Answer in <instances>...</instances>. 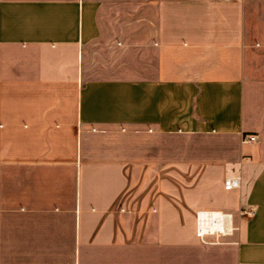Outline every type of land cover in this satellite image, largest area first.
Wrapping results in <instances>:
<instances>
[{
    "label": "crops",
    "instance_id": "crops-1",
    "mask_svg": "<svg viewBox=\"0 0 264 264\" xmlns=\"http://www.w3.org/2000/svg\"><path fill=\"white\" fill-rule=\"evenodd\" d=\"M0 264H264V0H0Z\"/></svg>",
    "mask_w": 264,
    "mask_h": 264
},
{
    "label": "built area",
    "instance_id": "built-area-1",
    "mask_svg": "<svg viewBox=\"0 0 264 264\" xmlns=\"http://www.w3.org/2000/svg\"><path fill=\"white\" fill-rule=\"evenodd\" d=\"M258 135L251 134L244 138L245 142H255ZM241 181L239 177H229L225 181V188L231 190L240 187ZM196 234L197 236L208 243L207 238L210 236L216 237L219 240L221 237H225L233 234L234 226L232 225V214L223 211H211L203 210L196 214Z\"/></svg>",
    "mask_w": 264,
    "mask_h": 264
}]
</instances>
